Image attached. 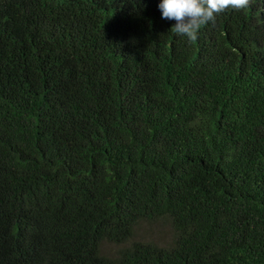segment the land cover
<instances>
[{
    "label": "trees",
    "instance_id": "1",
    "mask_svg": "<svg viewBox=\"0 0 264 264\" xmlns=\"http://www.w3.org/2000/svg\"><path fill=\"white\" fill-rule=\"evenodd\" d=\"M160 2L0 0V264H264V0Z\"/></svg>",
    "mask_w": 264,
    "mask_h": 264
},
{
    "label": "clouds",
    "instance_id": "2",
    "mask_svg": "<svg viewBox=\"0 0 264 264\" xmlns=\"http://www.w3.org/2000/svg\"><path fill=\"white\" fill-rule=\"evenodd\" d=\"M249 3L250 0H161L158 10L162 19L175 21L170 31L192 42L201 26L214 22L218 14L229 8H247Z\"/></svg>",
    "mask_w": 264,
    "mask_h": 264
},
{
    "label": "rangeland",
    "instance_id": "3",
    "mask_svg": "<svg viewBox=\"0 0 264 264\" xmlns=\"http://www.w3.org/2000/svg\"><path fill=\"white\" fill-rule=\"evenodd\" d=\"M174 238L173 230L168 221H142L133 229L132 237L127 243L115 245L111 243H102L100 253L107 257H113L123 247L132 242L153 243L158 247H169Z\"/></svg>",
    "mask_w": 264,
    "mask_h": 264
}]
</instances>
